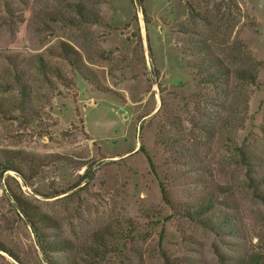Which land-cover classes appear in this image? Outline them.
Segmentation results:
<instances>
[{
	"label": "rangeland",
	"instance_id": "1",
	"mask_svg": "<svg viewBox=\"0 0 264 264\" xmlns=\"http://www.w3.org/2000/svg\"><path fill=\"white\" fill-rule=\"evenodd\" d=\"M0 156V264L264 257V0H0Z\"/></svg>",
	"mask_w": 264,
	"mask_h": 264
},
{
	"label": "trees",
	"instance_id": "2",
	"mask_svg": "<svg viewBox=\"0 0 264 264\" xmlns=\"http://www.w3.org/2000/svg\"><path fill=\"white\" fill-rule=\"evenodd\" d=\"M216 73V72H215ZM214 73V74H215ZM218 73V72H217ZM213 74V75H214ZM235 77H236V81L238 83H242V84H250V85H256L257 84V77L255 75H253L252 73L250 72H247L245 70H241V71H237L236 74H235ZM19 79H21L20 77H18L16 80L19 81ZM211 83H214V82H217V77L212 76L211 77ZM26 91V87H22V92H25ZM242 162L243 164L247 165L248 167L250 166L251 162L248 160V157H246L245 155H243L242 157ZM18 163V162H17ZM15 162V159L13 160H10L9 158H2L0 156V179L3 178V176L8 173V172H14L16 174H18L20 176V178L23 176L21 175L20 173V170L19 168L17 167V164ZM88 174V173H87ZM251 183H249V186H250V189H253L255 190V196L256 198L260 199L262 202H264V193H262L261 191H259V189H263V185H264V180L260 178L259 179H255V177H252L251 178ZM214 207V203L213 202H209L207 204V208L205 207H199L197 209H193V213L196 214V216L200 217V219L202 218L203 221L199 220L202 225L206 228H213L212 226V218H204L206 216V214L208 212H210V210H212ZM197 210V211H196ZM24 214L28 215V212H26L25 210H23ZM189 217L192 218L193 220H197L195 217H192V215L189 213ZM206 219L207 221L205 222ZM225 221V220H224ZM207 223V224H206ZM230 224V220H226L225 222H223L222 224V230H225L227 228V226ZM30 225L34 228V230H36V226H37V223L33 222L30 220ZM227 235L228 234H231V231H226L225 232ZM36 234H37V231H36ZM55 250H58V247H54ZM239 264H264V257H258V258H250L249 260H246V261H243V263H239Z\"/></svg>",
	"mask_w": 264,
	"mask_h": 264
}]
</instances>
